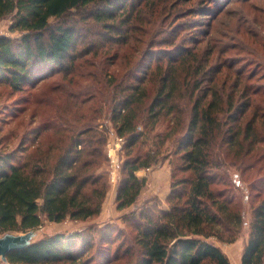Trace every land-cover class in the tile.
Returning a JSON list of instances; mask_svg holds the SVG:
<instances>
[{
	"label": "trees",
	"instance_id": "obj_1",
	"mask_svg": "<svg viewBox=\"0 0 264 264\" xmlns=\"http://www.w3.org/2000/svg\"><path fill=\"white\" fill-rule=\"evenodd\" d=\"M254 1L0 0V20L20 33L0 35V89L21 94L16 144L0 134V236L100 215L102 106L124 140L114 205L135 206L124 218L129 245L111 224L91 225L42 235L0 264H231L209 240L233 243L244 225L232 171L256 200L240 264H264V0ZM43 87L69 88L76 118L31 127ZM166 159V208L136 206L147 183L137 172ZM216 200L230 205L231 222Z\"/></svg>",
	"mask_w": 264,
	"mask_h": 264
},
{
	"label": "rangeland",
	"instance_id": "obj_2",
	"mask_svg": "<svg viewBox=\"0 0 264 264\" xmlns=\"http://www.w3.org/2000/svg\"><path fill=\"white\" fill-rule=\"evenodd\" d=\"M259 6V1H254ZM262 5V3H261ZM238 4L233 2V4L229 5V10L233 8H237ZM237 19V15L235 14L233 17L231 16V13L228 14V20L231 22H234ZM10 24L11 20L10 18H4L0 20V35H5L9 37H19L20 33L18 31L10 30ZM262 33V31H261ZM83 42H89L87 40H83ZM80 48V47H78ZM84 70H87L88 67L84 66ZM87 80L85 79V82ZM68 90L60 89L58 91L50 90L47 87H43L41 89L40 94H36V103L34 104L36 109V116L31 121L30 125L31 127L43 124L42 122H46L49 119H52L53 117H56L58 119L59 117H71L72 119H75L76 117L72 114L74 111V107H72V101L69 97V88ZM21 96V94L17 95H10L6 89H0V134H3L5 138V145L13 146L16 144V140L18 138V134L20 131L16 129V120H17V113L18 110L21 108V104H19L18 101H16V98ZM85 98V97H84ZM19 119L24 120V124L27 123V120L30 119L28 115V111L24 113L22 116L19 117ZM19 123H21V120H18ZM96 122L104 123L108 126L109 132H114L111 123L108 120V115L106 113L105 107L102 106V108H99L98 114L96 115ZM43 126V125H41ZM18 133V134H17ZM31 138L27 139V142L29 145L32 144ZM120 163L124 159V155L121 153V156H119ZM104 169L107 170V165L104 166ZM171 171L172 166L170 162L166 159L162 163H158L156 166H154L150 172L147 171V176L144 175H138L140 177H145L147 180V183L144 187H146V190L144 188L142 189L140 196L136 202V206H140L143 204L144 201L148 200L147 202L150 206L156 205L163 208H166V201L165 198L168 194L169 187H170V181H171ZM118 177H117V183L114 187L109 185L111 190L112 197L109 193L107 196V204L101 209V213L99 216L89 219L87 221H75L67 219V221H61L59 223H50L43 221L42 225L39 226L35 230V235L31 239V241L37 240L42 235L50 234L54 232H73V231H80L86 229L88 226H102L104 224H111L115 229L120 231L122 234H124L127 238L126 242L123 244L124 246L131 244V236L133 235L132 229L124 222V218L128 215H130V212L135 208V206H131L130 208H126L123 210H116L114 205V198H115V190L116 186L120 180V172H119V166H118ZM158 173L159 177H156L155 175ZM177 177L181 176V173L177 172ZM232 178L235 181H238L237 184H239V197L243 199V208H244V225L241 227L239 234L237 235L236 240L233 243L228 242H220L214 239L213 237L210 238L209 241L213 242L217 247L221 249V251L224 253V255L227 257V259L230 261L231 264H240V256L242 249L244 247L245 241L247 239L248 235V228L247 223L250 219L251 215V204L255 205L256 200L249 198V201L247 199V184L243 182L242 176L232 171L231 173ZM109 180V179H108ZM247 200H246V199ZM214 206L216 207L217 211L223 216V218L227 222L232 221V210L230 205L225 204L224 202H221L219 200H216L214 203ZM252 208V207H251ZM103 210V212H102ZM66 220V219H65ZM17 234V233H14ZM122 243V238L116 239L114 241V246L116 244ZM133 260L130 262L127 257H122L119 260L115 261L113 264H131ZM101 264H106L102 261Z\"/></svg>",
	"mask_w": 264,
	"mask_h": 264
},
{
	"label": "built area",
	"instance_id": "obj_3",
	"mask_svg": "<svg viewBox=\"0 0 264 264\" xmlns=\"http://www.w3.org/2000/svg\"><path fill=\"white\" fill-rule=\"evenodd\" d=\"M124 143L123 138H120L115 132H108L107 135V141L105 144V153L108 159L107 163V171H108V182L110 186L114 187L115 184L117 183V177H118V166H119V156H121L122 153V145ZM144 171V176L145 173L149 170H139ZM137 172V174H138ZM67 221V218L66 220Z\"/></svg>",
	"mask_w": 264,
	"mask_h": 264
},
{
	"label": "water",
	"instance_id": "obj_4",
	"mask_svg": "<svg viewBox=\"0 0 264 264\" xmlns=\"http://www.w3.org/2000/svg\"><path fill=\"white\" fill-rule=\"evenodd\" d=\"M35 235V230L25 233H5L0 236V259L5 261V255L8 252L20 250L31 244V239Z\"/></svg>",
	"mask_w": 264,
	"mask_h": 264
},
{
	"label": "crops",
	"instance_id": "obj_5",
	"mask_svg": "<svg viewBox=\"0 0 264 264\" xmlns=\"http://www.w3.org/2000/svg\"><path fill=\"white\" fill-rule=\"evenodd\" d=\"M149 172H150V170H149ZM137 175H144V171H140V172H138ZM145 176L148 177V176H147V173H145ZM155 176H156V177H159V176H158V173H157ZM111 190H113V189L110 188V191L107 192L106 197H105V199H104V202H103V204H102V208L107 204V199H108L107 196L109 195V193H110V195H111V197H112ZM144 190H146V187H144ZM102 212H103V210H102Z\"/></svg>",
	"mask_w": 264,
	"mask_h": 264
}]
</instances>
